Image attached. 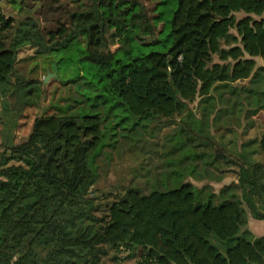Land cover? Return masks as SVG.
I'll use <instances>...</instances> for the list:
<instances>
[{
	"label": "trees",
	"instance_id": "obj_1",
	"mask_svg": "<svg viewBox=\"0 0 264 264\" xmlns=\"http://www.w3.org/2000/svg\"><path fill=\"white\" fill-rule=\"evenodd\" d=\"M78 39L92 82L57 114H36L47 85L21 71L19 52L40 57ZM257 59L264 0H0V264H104L119 251H139L137 264H264V236L247 228L249 216L264 220V132L232 160L214 137L221 105L241 108L220 138L264 110ZM27 120V139L14 143ZM169 126L182 146L204 141L209 173L148 192L94 189L95 159L113 137L160 144ZM229 171L236 182L215 192ZM196 184L212 189L204 201Z\"/></svg>",
	"mask_w": 264,
	"mask_h": 264
},
{
	"label": "rangeland",
	"instance_id": "obj_2",
	"mask_svg": "<svg viewBox=\"0 0 264 264\" xmlns=\"http://www.w3.org/2000/svg\"><path fill=\"white\" fill-rule=\"evenodd\" d=\"M110 48L113 50L116 46L110 45ZM32 56V49L23 48L19 52L20 62L17 66L22 72L43 80V83L47 85V99L41 104L40 110L35 112L36 114L42 111L57 114L58 112L54 109L58 106L63 107L62 99H65L66 96L72 97L74 95L76 97L75 86L78 83L91 81L87 71L89 63L83 59V44L79 39L73 41L64 49H59L40 57L32 58ZM256 65L264 66V61L257 59ZM261 76L259 75V77ZM68 80L74 82L66 83ZM189 107L196 110V102ZM220 107L221 110L215 114L214 120V130L216 132L214 137L218 146L223 147L232 160L234 154L240 151L237 148L240 142L255 140L256 143L252 144L251 148L244 149L245 152H249L250 150L255 152L258 149L257 145L260 137L264 132V112H260L262 109L257 111L261 115L249 118L240 129H234L230 133L223 134V137L220 138L219 135L221 136V133H226L227 128L233 127L235 124L237 125V123H233L232 121L234 117H238V112L235 113V110L241 108L232 102L223 104ZM254 108L253 106L252 109ZM29 131L30 122L27 120L22 127L14 131V142H24L28 137ZM178 132H180L179 128L173 126L167 127L166 131L163 132L164 136L160 144L154 142L152 144L136 145L137 142L135 141H129L117 136L113 137L112 140L117 139L118 142L111 145L113 148L108 146L109 149L101 150L100 154H98L100 157L98 156L95 159L94 166L98 173V179L94 185V189L100 192H108L109 190H119L120 188L131 186L141 188L143 192H148L152 188V185L154 189L156 187L154 184L158 182L162 184L160 189L167 187V183L171 185L173 182L181 183V181L188 182L190 180L198 182L204 172L209 173L210 171V169L206 168H210L207 165L210 163V157L205 155L206 151H204L203 144H201L204 141L198 139L195 142V146L187 144L182 146L183 140ZM174 148L178 149L175 153L172 152ZM252 158L258 160L262 159V156L256 154L252 155ZM98 169H101L100 172ZM214 175L216 177L217 174ZM235 181L234 172L229 171L222 176L220 181L211 182L210 184L213 190L217 192L222 186ZM190 182L192 183V181ZM163 184L166 186H163ZM201 185L196 184L195 194L198 199L204 201L212 189H203L201 191ZM213 197H215L214 202L217 203L219 196L214 195ZM248 221L247 228L254 236H264V222L260 224L254 223V219L251 216L248 217ZM210 241L214 245L219 244L213 237L210 238ZM113 254L114 252H109V255L104 257V264H137L139 251L134 253L119 251L115 254L116 260Z\"/></svg>",
	"mask_w": 264,
	"mask_h": 264
},
{
	"label": "crops",
	"instance_id": "obj_3",
	"mask_svg": "<svg viewBox=\"0 0 264 264\" xmlns=\"http://www.w3.org/2000/svg\"><path fill=\"white\" fill-rule=\"evenodd\" d=\"M9 1L10 0H7V3L9 4ZM261 60V59H260ZM262 61H264V60H262ZM256 67H264L263 65H256ZM261 113H263L264 112V110H262V111H260ZM261 113H259V112H257L255 115H253L252 117L253 118H255L257 115H261ZM1 129H2V125H1V123H0V133H1ZM16 130V129H15ZM14 130V131H15ZM28 136V135H27ZM13 141H14V132H13ZM15 143V142H14ZM21 143V142H20ZM236 182V181H235ZM262 222H264V220L263 221H258V220H254V223H257V224H260V223H262ZM248 224H249V221H248Z\"/></svg>",
	"mask_w": 264,
	"mask_h": 264
}]
</instances>
